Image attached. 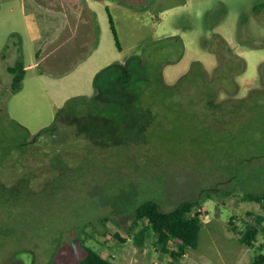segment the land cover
Segmentation results:
<instances>
[{
    "label": "rangeland",
    "instance_id": "rangeland-1",
    "mask_svg": "<svg viewBox=\"0 0 264 264\" xmlns=\"http://www.w3.org/2000/svg\"><path fill=\"white\" fill-rule=\"evenodd\" d=\"M215 36L245 63L235 95H213ZM263 64L264 0H0V181L26 175L35 192L25 207H0V264H77L82 244L111 264L165 261L152 235L139 247L140 226L129 231L147 200L163 211L198 202V245L183 264H253L264 237L253 248L238 239L260 209L240 198L264 192V97L233 121L221 113L230 105L217 115L209 104L261 89ZM72 99L80 113L33 142ZM57 157L74 173L41 197Z\"/></svg>",
    "mask_w": 264,
    "mask_h": 264
},
{
    "label": "trees",
    "instance_id": "trees-1",
    "mask_svg": "<svg viewBox=\"0 0 264 264\" xmlns=\"http://www.w3.org/2000/svg\"><path fill=\"white\" fill-rule=\"evenodd\" d=\"M109 21L114 39L118 45L116 32L110 15ZM215 40L218 45L216 48H212L211 50L216 55L218 65L213 72L212 85L215 93L213 95L217 96L221 88H224V90L230 94L235 95L237 92V86L232 80L234 75H239L244 71L245 63L240 57L231 52V49L228 48L222 38L215 36ZM196 66H199V64L192 65L188 74L193 73ZM9 72L13 74L11 90L12 92H16L20 89L25 74L23 63L19 61L14 68L9 69ZM202 73H200V77H203ZM260 76V79L264 84V64L261 67ZM131 78L132 76L130 71L125 69L120 74L118 84L120 86H127L130 84ZM183 78L184 77L180 79ZM228 80L231 81L229 88L225 85ZM262 97H264V85L261 89L251 90L247 96L242 99H236L222 104H212L210 102L209 106L213 108L214 113L217 112L216 114L218 115L220 112L219 109L230 105L232 110H230L229 113L227 111H222L221 113L225 120L229 117L231 121H233L234 116L239 117V115H243V112H241L240 109L244 108L245 104L258 105ZM76 101L77 99L69 100L63 108H60L57 111L54 122L50 126L39 130V132L34 136L33 142L39 137L52 136V134L57 130L56 121L59 116L68 114L75 115L80 113L77 111H71V107ZM246 116L248 115L245 114L244 117ZM249 118L250 117L248 116V119ZM218 128L219 125H217V129ZM235 133H237V131H235ZM51 166L56 169L58 175H56L55 178H48L47 181L43 183L44 190L39 194L41 197H46L45 194L47 193V190L52 188L56 189L54 193L49 191L47 194L51 193L50 196H55L57 192L63 188V185H65L62 180L71 173H74V168L67 166L64 160L60 157L51 160ZM29 181L30 177L26 175L19 176L10 185H4L0 181V207L3 209L15 208V210H18L21 207L29 205L27 202L30 201L31 196L35 194L34 190L29 187ZM64 187L66 188L67 184ZM240 201H242V203H256L259 205L260 212L255 213L253 211H248L241 219L245 228L242 232H240L238 239L240 243L249 248H253L257 236L261 234L264 237V192L261 194L248 192L243 193ZM197 206V201H182L170 211H163L159 208L158 203L155 201L147 200L140 203L134 208L132 224L129 229V231H131L140 226V230L133 237L134 243L137 246L142 247L145 236L152 235L155 248L161 252V255L167 257L165 261H161L156 264H183L182 259L185 256L186 250L195 249L198 245V234L201 221L199 213L195 211V207ZM233 230L236 231L235 228ZM114 236L118 240L123 241V239L118 235L115 234ZM81 247L84 252V256L77 264H111L107 259L93 251L90 247L83 244ZM253 264H264V245L261 250H259V253L254 257Z\"/></svg>",
    "mask_w": 264,
    "mask_h": 264
},
{
    "label": "built area",
    "instance_id": "built-area-1",
    "mask_svg": "<svg viewBox=\"0 0 264 264\" xmlns=\"http://www.w3.org/2000/svg\"><path fill=\"white\" fill-rule=\"evenodd\" d=\"M200 211V207L197 208V212Z\"/></svg>",
    "mask_w": 264,
    "mask_h": 264
}]
</instances>
